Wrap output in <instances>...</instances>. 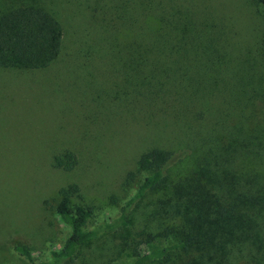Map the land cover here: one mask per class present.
Here are the masks:
<instances>
[{
    "label": "rangeland",
    "instance_id": "rangeland-1",
    "mask_svg": "<svg viewBox=\"0 0 264 264\" xmlns=\"http://www.w3.org/2000/svg\"><path fill=\"white\" fill-rule=\"evenodd\" d=\"M40 1L63 26V49L46 70L0 69V264H31L15 251L19 245L38 264L63 248L71 234L56 212L63 188L78 186L73 205L94 208L89 229L118 218L148 176L138 170L141 156L176 142L164 112L121 96L126 78L133 81L127 62L99 51L111 32L157 34L164 67L185 83L216 132L222 127L227 141L245 149L240 163L264 173L258 0ZM65 151L77 160L72 171L53 167ZM154 201L150 195L135 204L129 223L89 241L71 264H132V244L153 230Z\"/></svg>",
    "mask_w": 264,
    "mask_h": 264
},
{
    "label": "trees",
    "instance_id": "trees-1",
    "mask_svg": "<svg viewBox=\"0 0 264 264\" xmlns=\"http://www.w3.org/2000/svg\"><path fill=\"white\" fill-rule=\"evenodd\" d=\"M258 2L264 6V0ZM127 34L111 32V40L99 51L127 62L126 77L133 81L126 78L129 86L121 89V96L141 97L149 109L164 112L176 142L141 156L138 170L148 176L137 194L118 218L93 229L89 223L94 208L73 205L80 188L60 190L56 212L71 234L63 248L52 250L41 264H71L89 241L129 223L135 204L150 195L155 198L148 213L153 230L132 244V264H264V173L240 163L245 149L227 141L222 127L216 132L185 83L164 67L157 34ZM63 40V26L44 2L18 0L4 7L0 0V69L46 70L60 58ZM76 164L71 151L53 160V167L64 171ZM15 251L38 264L29 246H16Z\"/></svg>",
    "mask_w": 264,
    "mask_h": 264
}]
</instances>
